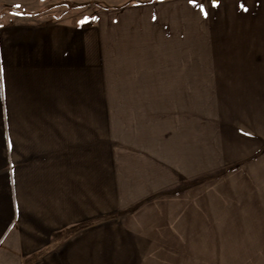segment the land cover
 <instances>
[{"label": "crops", "instance_id": "0c3cea01", "mask_svg": "<svg viewBox=\"0 0 264 264\" xmlns=\"http://www.w3.org/2000/svg\"><path fill=\"white\" fill-rule=\"evenodd\" d=\"M70 2L0 0V264H264V0Z\"/></svg>", "mask_w": 264, "mask_h": 264}, {"label": "rangeland", "instance_id": "374dc122", "mask_svg": "<svg viewBox=\"0 0 264 264\" xmlns=\"http://www.w3.org/2000/svg\"><path fill=\"white\" fill-rule=\"evenodd\" d=\"M72 2H89V3H85V4H76V5H71V9L72 11L78 14H82L84 12L89 13L91 16L94 14V11L97 10L99 7H101V3L104 5H113L115 4V1H119V0H70ZM126 1V0H123ZM70 2V3H72ZM100 3V4H99ZM13 14H18L20 15L21 10L20 8L16 9V10H12L11 11ZM4 160V153L0 152V166L2 165V161ZM14 171L15 169L13 167H10V165H8V172H9V181L7 182V189L14 187ZM5 186L6 184L4 183H0V193L3 192V190H5ZM13 211V210H12ZM9 220V216H6V208L3 205L2 199L0 197V229H2L6 223V221ZM18 220H17V216L14 215L13 219L11 220V228L17 226ZM9 225V226H10ZM6 233H4L1 238L0 241H2V239L5 237Z\"/></svg>", "mask_w": 264, "mask_h": 264}, {"label": "snow or ice", "instance_id": "6c2138e0", "mask_svg": "<svg viewBox=\"0 0 264 264\" xmlns=\"http://www.w3.org/2000/svg\"><path fill=\"white\" fill-rule=\"evenodd\" d=\"M17 7H19V5H17Z\"/></svg>", "mask_w": 264, "mask_h": 264}]
</instances>
